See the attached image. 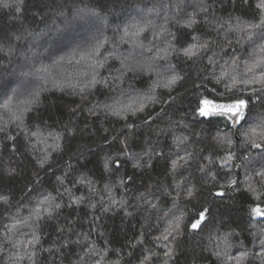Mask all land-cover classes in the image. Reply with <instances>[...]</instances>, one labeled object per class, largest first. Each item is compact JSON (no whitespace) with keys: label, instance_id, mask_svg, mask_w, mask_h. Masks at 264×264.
I'll list each match as a JSON object with an SVG mask.
<instances>
[{"label":"trees","instance_id":"1","mask_svg":"<svg viewBox=\"0 0 264 264\" xmlns=\"http://www.w3.org/2000/svg\"><path fill=\"white\" fill-rule=\"evenodd\" d=\"M261 3L0 0V264H264Z\"/></svg>","mask_w":264,"mask_h":264},{"label":"snow or ice","instance_id":"2","mask_svg":"<svg viewBox=\"0 0 264 264\" xmlns=\"http://www.w3.org/2000/svg\"><path fill=\"white\" fill-rule=\"evenodd\" d=\"M259 8L264 10V3H261L258 5ZM193 49H188L185 52L186 56L193 55ZM171 83H176L175 80H172ZM204 107L200 109V115L204 117H213V116H222L233 120V126H235L236 123H239L245 119V110L248 107V101L237 99L234 103L231 104H217L212 101H204ZM143 109V105H141V110ZM129 127H131L129 125ZM259 137L260 139L264 140V129L257 132L255 128L251 129L250 132V139L249 143L251 146L255 149H258L260 151V163L259 167L260 169H264V146H262L261 143H257L256 137ZM180 142V141H178ZM229 141H225L224 139H218V143H225ZM232 156L229 154V156L226 159H231ZM258 175L261 177H264V170H261L258 172ZM233 185L235 184V181L232 182ZM188 195L191 196L192 192L189 191ZM218 196H223V192H218ZM0 199H6V198H0ZM59 207V205H57ZM256 215L264 217V208L257 207L253 210ZM200 219L197 220L195 223L191 225L192 229L197 230L200 227L201 222L205 219V212L203 210L200 211L198 214ZM178 226V225H177ZM166 238V237H165ZM31 243V242H30ZM261 256L264 257V252L261 253Z\"/></svg>","mask_w":264,"mask_h":264},{"label":"rangeland","instance_id":"3","mask_svg":"<svg viewBox=\"0 0 264 264\" xmlns=\"http://www.w3.org/2000/svg\"><path fill=\"white\" fill-rule=\"evenodd\" d=\"M176 8H173V11L175 10ZM158 16H160V12H159V10L157 9V8H154V9H149V10H147V12H145V11H142V12H139V13H137V14H135V16H133V17H129V18H127V19H129L128 21H126V22H129V21H135V25H138L139 27H141L140 25H144V24H146L148 27H150V26H155V24H156V21H157V18H158ZM75 21H77V22H79V20H75ZM103 22V21H102ZM148 23V24H147ZM99 26H101V29H100V31L98 30L97 31V33L98 32H100V33H102L103 32V30H104V32L102 33V34H104L105 33V28L103 27V23H102V25H101V23L100 24H98ZM123 28V26L121 27V26H118L117 25V27H116V29H118V30H120V29H122ZM111 28H108V30H110ZM133 29V27L130 29V30H132ZM96 34V33H95ZM125 34L127 35V32H125ZM101 35V34H100ZM133 35H135L136 36V38H137V35H138V33L136 34V32L135 33H133ZM85 36H87L86 35V29L83 27V30H80V32H79V34H76V35H70L65 41H63V42H61V44L62 45H60L59 47L58 46H55V47H53V46H50L48 43V41L45 43V46H44V49L43 48H41V49H36V52L38 51V50H42L41 52H39L40 54L41 53H43L42 54V57L43 58H47V57H52V56H55V54H57V52H58V50H60L61 48H66V47H71V46H73V44L75 45H77L78 44V42L81 40V38L82 37H85ZM103 36V35H102ZM85 39V38H84ZM124 39L122 40H120L119 41V45H121L122 46V44L124 43ZM130 44H133V46H134V44H135V42H131ZM136 46V45H135ZM120 47V46H119ZM46 48V49H45ZM136 48H138V47H136ZM145 49V48H144ZM119 53V52H118ZM113 56H115V55H113ZM32 64L30 63V64H28L27 65V67H26V69H25V71H29V70H31V68H32V66H31ZM257 65H260V64H257ZM19 76H21L20 77V79L22 78V75H19ZM27 78H29V77H27ZM31 78V77H30ZM20 81L18 80V79H12L10 82H9V85H8V87H7V89H6V91H4L3 93V96L6 98L7 96H8V93L10 92V91H13V90H17V92H19V90H18V87H19V85H20ZM9 90V91H8ZM2 96V95H1ZM0 99H1V97H0ZM2 102V101H1ZM18 242L20 243L21 241L20 240H18L17 239V244H18Z\"/></svg>","mask_w":264,"mask_h":264},{"label":"water","instance_id":"4","mask_svg":"<svg viewBox=\"0 0 264 264\" xmlns=\"http://www.w3.org/2000/svg\"><path fill=\"white\" fill-rule=\"evenodd\" d=\"M239 172V176H240V171H238Z\"/></svg>","mask_w":264,"mask_h":264},{"label":"bare ground","instance_id":"5","mask_svg":"<svg viewBox=\"0 0 264 264\" xmlns=\"http://www.w3.org/2000/svg\"><path fill=\"white\" fill-rule=\"evenodd\" d=\"M5 100V99H4Z\"/></svg>","mask_w":264,"mask_h":264}]
</instances>
